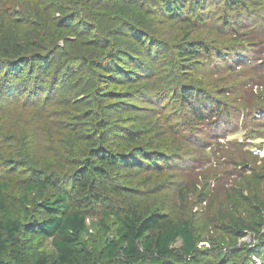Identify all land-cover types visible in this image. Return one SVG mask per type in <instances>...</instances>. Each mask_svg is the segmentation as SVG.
I'll return each mask as SVG.
<instances>
[{
  "label": "trees",
  "instance_id": "obj_1",
  "mask_svg": "<svg viewBox=\"0 0 264 264\" xmlns=\"http://www.w3.org/2000/svg\"><path fill=\"white\" fill-rule=\"evenodd\" d=\"M12 1L10 18L4 14L0 21V92L18 89L10 98L21 99L24 108H37L36 116H45L55 98L51 95L60 92L44 87L55 85L59 74L71 67L64 58L74 52L75 41L67 38L82 37L80 46H90L95 53L71 56L88 77L83 97L50 116L66 130L51 140L57 148L53 157L44 152L51 137L47 121L39 125L43 134L36 141L10 137L12 156L0 161V167L14 172H0V264H264V162L225 192L216 215L218 236H205L189 219L169 217L139 203L147 195L129 181L144 171L160 172L171 157L156 142L127 128L118 115L130 108L128 101L141 96L138 88L129 91L128 86L139 77L133 69L142 66L122 62L125 53L112 40L128 37L132 48L146 52L165 44L176 77L192 82L174 85L166 99L173 96L194 119H212L218 125L227 119L221 97L231 88L213 83L211 91L202 90L194 72L210 57L225 59L227 53L216 47L236 52L232 48L264 44L261 32L244 36L247 27L241 31L239 24L230 26V16L247 11L250 0H59L69 7L58 8L50 0ZM207 3L209 10L217 8V22L223 27L213 30L216 37L210 33L200 38L195 30L198 23L209 21V13L202 12ZM65 12L69 16L53 18ZM107 12L113 21L104 20ZM145 12L162 13L179 24L180 31L155 39L156 26L145 24ZM5 25L15 29L8 37L3 35ZM226 28L230 39L222 31ZM249 61L237 55L231 63L240 67ZM259 68L264 95V64L254 70ZM259 110L263 114L264 105ZM261 120L264 123V114ZM183 192L181 188L177 194ZM207 196L198 194L199 201L205 203ZM249 233L256 243H238ZM177 243L179 248L174 247Z\"/></svg>",
  "mask_w": 264,
  "mask_h": 264
},
{
  "label": "rangeland",
  "instance_id": "obj_2",
  "mask_svg": "<svg viewBox=\"0 0 264 264\" xmlns=\"http://www.w3.org/2000/svg\"><path fill=\"white\" fill-rule=\"evenodd\" d=\"M50 1H53L56 8L69 7L66 4L63 5L59 0ZM147 4L150 6L145 1V5ZM13 6L12 0H0V21L4 14L10 18ZM205 7L207 10L202 12H208L210 18L206 24L198 23L195 34L197 33L196 36L200 38H203V35H210V33L215 36L213 30L223 27L222 22H217L219 18L217 8L209 10L212 8H209L208 3L205 4ZM156 13L153 15L151 12H145L143 15L145 24L152 26L155 24V39L166 38L168 35L180 31L179 24L176 26V23L168 21L162 13ZM240 13L233 17L230 16L232 21L230 26L239 24L241 31L247 27L249 32L243 33L247 36L261 32L262 36L259 40L264 41V0H250L248 10ZM58 16L64 17L69 14L68 12L56 13L53 18H58ZM212 17L215 19L214 21H211ZM113 19V15L107 12L104 20L109 22ZM14 30V28L5 25L3 35L8 37L9 33L12 35L11 32ZM222 31H226L225 38L230 39V28ZM67 39L75 41L74 52L64 58L65 63L71 67L65 68L59 74L58 82L55 85L44 87V89L56 87L60 91L57 96L51 95V98H55L53 103L48 105L45 116L42 117L41 114L36 116L37 108H24L20 102L21 99L10 98L18 92V89L11 87L9 91L0 92V161L12 156L14 147L9 142L11 136H21L25 139L30 136L36 141L38 136L43 134L38 127L46 121V132L51 137L46 146L47 150L44 152L48 157L55 155L56 144L51 140L58 135H64L66 130L60 128L59 125L56 126L50 116L60 114L64 109V104L72 105L74 100L77 101L83 97L82 89L88 77L86 70L78 67V62L71 56L77 52H86L92 55L95 53V50L90 46H80L82 37L75 36ZM113 39L125 53L123 56L126 58H123L122 62L132 60L142 66V69L138 65H136L137 70L133 69L139 73V77L136 82L128 86L131 87L129 91L138 88L141 96L128 101L130 108L121 110L118 115L127 128L142 133L146 139L156 142V146L167 150L171 157L161 164L160 172L144 171L135 174L129 181L131 186L147 195V200L139 203L169 217L189 219L193 229L205 236L220 235L216 229V215L225 192L244 177L253 175L264 162V159L253 158L250 153L254 145L264 143V123L261 120L264 112L261 114V110H259L264 105V95L262 94V82L258 83L260 68L254 70L257 65L264 64L262 62L264 60V44L262 46L256 44L249 50L232 48L234 51L237 50L236 52H227L223 48L216 47V50L222 49L223 53L228 54L225 59L220 61L210 57L208 62L203 60L205 64L196 67L194 75L197 76V81L201 85L199 87L202 90L211 91L213 83L231 88V92L221 97V100L226 104L225 109L228 111L224 112L227 119L226 121L221 120L218 125H213L212 119L204 122L194 119L190 112L179 107V103L175 102L173 96L166 99L169 96L168 93L172 89H176L174 85L186 86L192 82L190 77H176L173 60L168 58L172 54H168L165 44H155L152 50L146 52L136 47L132 48L131 39L128 37ZM222 39L224 38L221 37L220 41ZM240 39H245V37ZM0 40H3L1 35ZM58 46L62 47L63 41H59ZM237 55L249 57L250 61L240 67L232 66L231 61ZM54 61L55 59H53V63ZM48 94L47 92L46 95ZM242 162H245L244 166L241 165ZM0 172H7L5 175L14 173H9L10 170L2 167H0ZM181 188L184 192L182 196H179L177 193ZM202 192L208 195L204 200L205 203L199 201L198 194ZM116 202L121 203V197ZM238 243L254 244L256 242L253 241V237L249 233ZM180 245L177 243L174 247L179 248ZM255 264L260 263L255 262Z\"/></svg>",
  "mask_w": 264,
  "mask_h": 264
},
{
  "label": "built area",
  "instance_id": "obj_3",
  "mask_svg": "<svg viewBox=\"0 0 264 264\" xmlns=\"http://www.w3.org/2000/svg\"><path fill=\"white\" fill-rule=\"evenodd\" d=\"M250 153L257 159H264V143L254 145L251 148Z\"/></svg>",
  "mask_w": 264,
  "mask_h": 264
}]
</instances>
